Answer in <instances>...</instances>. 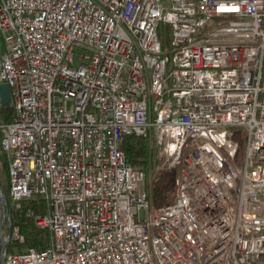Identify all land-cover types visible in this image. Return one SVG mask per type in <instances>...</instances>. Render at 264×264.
<instances>
[{"label": "built area", "instance_id": "2783aa9c", "mask_svg": "<svg viewBox=\"0 0 264 264\" xmlns=\"http://www.w3.org/2000/svg\"><path fill=\"white\" fill-rule=\"evenodd\" d=\"M0 42V264H264V0H0ZM130 134L172 202L153 205ZM33 198L49 245L13 251Z\"/></svg>", "mask_w": 264, "mask_h": 264}, {"label": "trees", "instance_id": "16d2710c", "mask_svg": "<svg viewBox=\"0 0 264 264\" xmlns=\"http://www.w3.org/2000/svg\"><path fill=\"white\" fill-rule=\"evenodd\" d=\"M12 109L0 108V119L2 121H10L12 118ZM121 149L125 154L126 160L131 165L140 169H147L151 161H153V152L147 139L130 134L124 137ZM1 170L7 172V163L4 156L0 154V172ZM170 172V171H169ZM167 170H162L154 178L151 185L150 196L152 203L155 206L168 204L174 199V172L169 173ZM171 174L173 177H171ZM1 188V187H0ZM7 197V204L9 205L7 190L1 189ZM44 202L38 199H29L23 202L22 210L12 212V221L17 224L24 236V244L28 247L36 249H43L49 245L50 235L45 229L37 228L32 219L24 215L25 208H31L35 213L44 211Z\"/></svg>", "mask_w": 264, "mask_h": 264}, {"label": "rangeland", "instance_id": "374dc122", "mask_svg": "<svg viewBox=\"0 0 264 264\" xmlns=\"http://www.w3.org/2000/svg\"><path fill=\"white\" fill-rule=\"evenodd\" d=\"M163 1H165V0H163ZM158 33H159L160 40L163 43V47L168 46L169 42L171 40L170 26L165 22H160ZM0 44H1V42H0ZM152 152H153V156H152L153 161H151V163L149 164L147 169H143V171L145 173V186L148 190L149 196H150L151 185L154 181V178L158 175V173L160 171L165 170V169L160 168L158 162L156 161V158H155L156 151L154 148L152 149ZM169 173L173 174L172 171H170ZM171 174H169V175L171 177H173ZM0 187H1L0 190L1 189L5 190V191L7 190V172H5L3 170H1V172H0ZM3 194L5 195V193H3ZM21 234H22V232H21ZM22 236H23V234H22ZM26 248H28V246H26L24 244V236H23V241L21 243H18L17 245H15V248L13 249V251L21 252V251H24Z\"/></svg>", "mask_w": 264, "mask_h": 264}, {"label": "water", "instance_id": "95a60500", "mask_svg": "<svg viewBox=\"0 0 264 264\" xmlns=\"http://www.w3.org/2000/svg\"><path fill=\"white\" fill-rule=\"evenodd\" d=\"M0 108L7 109L11 108V94L9 86L6 83H0ZM6 205V196L0 192V225L5 217L4 207ZM2 248L6 245V240L1 237ZM3 256L1 257V260Z\"/></svg>", "mask_w": 264, "mask_h": 264}]
</instances>
